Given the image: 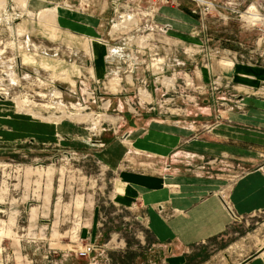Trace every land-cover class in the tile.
Returning a JSON list of instances; mask_svg holds the SVG:
<instances>
[{
	"label": "rangeland",
	"instance_id": "1",
	"mask_svg": "<svg viewBox=\"0 0 264 264\" xmlns=\"http://www.w3.org/2000/svg\"><path fill=\"white\" fill-rule=\"evenodd\" d=\"M262 161L264 0H0V264H264V211L170 254L137 202Z\"/></svg>",
	"mask_w": 264,
	"mask_h": 264
},
{
	"label": "crops",
	"instance_id": "2",
	"mask_svg": "<svg viewBox=\"0 0 264 264\" xmlns=\"http://www.w3.org/2000/svg\"><path fill=\"white\" fill-rule=\"evenodd\" d=\"M140 181L137 177V186ZM145 181L144 187L137 190L138 196L143 195L142 203L139 197L137 202L150 216V229L158 239V246H167L170 254L219 236L232 220L264 211V161L239 176L228 188L221 179L204 178V184H184L185 188L176 187L175 177ZM154 208H159V212ZM170 260L171 264L180 261Z\"/></svg>",
	"mask_w": 264,
	"mask_h": 264
},
{
	"label": "water",
	"instance_id": "3",
	"mask_svg": "<svg viewBox=\"0 0 264 264\" xmlns=\"http://www.w3.org/2000/svg\"><path fill=\"white\" fill-rule=\"evenodd\" d=\"M256 256H257V255H254V256L248 258L247 260L243 261V262L240 263V264H246L247 262H249L250 260H252V259H253L254 257H256Z\"/></svg>",
	"mask_w": 264,
	"mask_h": 264
},
{
	"label": "built area",
	"instance_id": "4",
	"mask_svg": "<svg viewBox=\"0 0 264 264\" xmlns=\"http://www.w3.org/2000/svg\"><path fill=\"white\" fill-rule=\"evenodd\" d=\"M155 0H147V2H150V3H152V2H154Z\"/></svg>",
	"mask_w": 264,
	"mask_h": 264
}]
</instances>
